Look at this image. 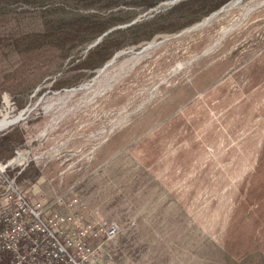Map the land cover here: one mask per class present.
<instances>
[{
  "label": "rangeland",
  "instance_id": "obj_1",
  "mask_svg": "<svg viewBox=\"0 0 264 264\" xmlns=\"http://www.w3.org/2000/svg\"><path fill=\"white\" fill-rule=\"evenodd\" d=\"M185 1L0 0V119L22 116L0 135L23 136L0 185L18 158L6 173L29 196L78 197L59 207L116 222L106 263L264 264V0L200 17ZM86 18L122 21L47 36ZM141 22L106 62L78 67Z\"/></svg>",
  "mask_w": 264,
  "mask_h": 264
},
{
  "label": "built area",
  "instance_id": "obj_2",
  "mask_svg": "<svg viewBox=\"0 0 264 264\" xmlns=\"http://www.w3.org/2000/svg\"><path fill=\"white\" fill-rule=\"evenodd\" d=\"M17 159L1 168L0 264H115L111 258L104 262V256L119 233L118 224L90 221L59 207L76 205L78 197L29 196L17 175L6 173Z\"/></svg>",
  "mask_w": 264,
  "mask_h": 264
},
{
  "label": "trees",
  "instance_id": "obj_3",
  "mask_svg": "<svg viewBox=\"0 0 264 264\" xmlns=\"http://www.w3.org/2000/svg\"><path fill=\"white\" fill-rule=\"evenodd\" d=\"M89 1V0H88ZM95 2V0H90ZM163 0H143L145 7H154L161 3ZM229 0H196V4L199 5L201 12L199 17L204 14H208L214 10L219 9ZM193 1H185L178 7H183L184 5H193ZM199 9V10H200ZM122 21L118 18H111L108 20L102 19H90L86 18L83 21L76 20L71 22L69 25H60L59 27L53 28L48 34V37H51L52 40H76L81 36L83 32H88L93 30L95 38L99 35L104 34L108 31L112 26L120 23ZM148 22H141L137 24H132L126 28H118L115 32L109 36L103 38V41H100L96 44L94 48L89 50V54L85 60H83L78 67H91L94 68L99 64L106 62L111 56L121 47H123L124 42L123 39L119 37L118 33L123 32H134L140 28L147 27ZM171 29V25L167 23H160L156 26H153L151 29H146L144 34L139 38L135 39V43H139L144 39L151 38L156 33ZM17 127H14L13 130L8 131L5 134L0 135V155L5 154L6 151L13 149V147L23 139V136L18 133L16 130ZM12 154V153H11ZM11 154L6 156V159L11 158Z\"/></svg>",
  "mask_w": 264,
  "mask_h": 264
},
{
  "label": "bare ground",
  "instance_id": "obj_4",
  "mask_svg": "<svg viewBox=\"0 0 264 264\" xmlns=\"http://www.w3.org/2000/svg\"><path fill=\"white\" fill-rule=\"evenodd\" d=\"M215 14H213L212 16L208 17L205 21L197 24L195 27H199V26H202L208 22L211 21V19L214 17ZM21 116L19 115L18 117H14V118H11L9 117V115L7 114H4L2 116V118L0 119V131L8 126H10L13 122L17 121Z\"/></svg>",
  "mask_w": 264,
  "mask_h": 264
},
{
  "label": "crops",
  "instance_id": "obj_5",
  "mask_svg": "<svg viewBox=\"0 0 264 264\" xmlns=\"http://www.w3.org/2000/svg\"><path fill=\"white\" fill-rule=\"evenodd\" d=\"M14 127H15V126H13V127H9L6 131L3 132V134L7 133V132L10 131V130H13ZM6 156H7V154L0 155V157H2V159H4V160L6 159Z\"/></svg>",
  "mask_w": 264,
  "mask_h": 264
},
{
  "label": "water",
  "instance_id": "obj_6",
  "mask_svg": "<svg viewBox=\"0 0 264 264\" xmlns=\"http://www.w3.org/2000/svg\"><path fill=\"white\" fill-rule=\"evenodd\" d=\"M103 36V35H102ZM102 36H100L98 39H97V42L102 38ZM22 118V116L18 119V120H20ZM17 120V121H18ZM17 121H15V122H17ZM15 122H13L12 124H14Z\"/></svg>",
  "mask_w": 264,
  "mask_h": 264
}]
</instances>
